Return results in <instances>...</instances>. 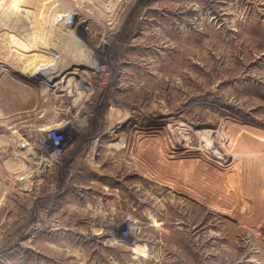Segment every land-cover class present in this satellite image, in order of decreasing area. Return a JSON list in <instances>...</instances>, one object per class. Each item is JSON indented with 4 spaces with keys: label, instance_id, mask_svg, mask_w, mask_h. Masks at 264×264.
Returning a JSON list of instances; mask_svg holds the SVG:
<instances>
[{
    "label": "rangeland",
    "instance_id": "1",
    "mask_svg": "<svg viewBox=\"0 0 264 264\" xmlns=\"http://www.w3.org/2000/svg\"><path fill=\"white\" fill-rule=\"evenodd\" d=\"M0 66V264H264V0H0Z\"/></svg>",
    "mask_w": 264,
    "mask_h": 264
},
{
    "label": "built area",
    "instance_id": "2",
    "mask_svg": "<svg viewBox=\"0 0 264 264\" xmlns=\"http://www.w3.org/2000/svg\"><path fill=\"white\" fill-rule=\"evenodd\" d=\"M45 137H47V139L50 141L49 145H45L47 146L48 149L51 150L49 152L50 157L52 158V160L59 162L60 158H62V156L65 153V146H64L65 136L57 128H53L47 131ZM177 137L179 141L183 142L184 140L183 135L180 136L177 134ZM44 140L45 139H43V142ZM130 222L131 220H129V218L125 221L126 226L124 227L125 231L123 232V235H122L123 238H129L130 235L132 236V232H131L132 228H131ZM133 234H135V230L133 231Z\"/></svg>",
    "mask_w": 264,
    "mask_h": 264
},
{
    "label": "bare ground",
    "instance_id": "3",
    "mask_svg": "<svg viewBox=\"0 0 264 264\" xmlns=\"http://www.w3.org/2000/svg\"><path fill=\"white\" fill-rule=\"evenodd\" d=\"M10 1V0H9ZM17 3H14V5H16ZM48 4V3H47ZM59 4V3H58ZM8 5V4H7ZM59 6V5H58ZM48 7V6H47ZM54 7V6H53ZM19 9V8H18ZM49 9V8H48ZM20 10V9H19ZM53 12V11H52ZM72 15V18H74V15H73V11L72 10H69V9H66L65 11H64V13L62 14H58V16L57 17H63V18H65V17H67L68 15ZM45 16V15H44ZM51 16V15H50ZM30 17V16H29ZM54 20V19H53ZM46 22H48V21H46ZM58 22V21H57ZM33 23V22H32ZM35 23V22H34ZM64 23H65V20H64ZM29 24V23H28ZM27 24V25H28ZM60 24H63V22L61 21L60 22ZM66 24V23H65ZM66 26L67 27H69L67 24H66ZM46 27V26H45ZM50 27H51V25H50ZM71 27V26H70ZM21 28V27H20ZM36 28V27H35ZM41 28V27H40ZM47 28V27H46ZM32 30V29H31ZM39 30V29H38ZM14 32V31H13ZM42 32V31H41ZM60 32V31H59ZM43 33V32H42ZM56 34V33H55ZM6 35V34H5ZM42 35V34H41ZM61 36V35H60ZM15 37V36H14ZM17 38V37H16ZM60 38V37H59ZM18 39V38H17ZM25 40V39H24ZM11 41V40H10ZM16 41V40H15ZM27 43V42H26ZM44 43V42H43ZM48 43V42H47ZM55 43V42H54ZM14 44V43H13ZM16 44V43H15ZM34 44V43H33ZM63 44V43H62ZM5 45V44H4ZM11 45V44H10ZM19 45V44H18ZM46 44H44V46H45ZM58 45V44H57ZM11 46H13V45H11ZM34 46V45H33ZM40 47V46H39ZM14 49V48H13ZM23 49V48H22ZM21 49V50H22ZM2 50V49H1ZM38 50V49H37ZM51 50H53V49H51ZM13 51V50H12ZM9 53V52H8ZM58 53V52H57ZM33 55V54H32ZM22 56V55H21ZM27 56V55H26ZM15 57V56H14ZM20 57V56H19ZM28 57H30V56H28ZM63 57V56H62ZM51 58V57H50ZM56 59V58H55ZM9 60V59H8ZM26 60V59H25ZM83 60V59H82ZM17 62V61H16ZM89 62H90V60H89ZM81 63V62H80ZM2 64V63H1ZM3 64L4 65H6V63H4L3 62ZM34 65V64H33ZM2 66V65H1ZM0 66V67H1ZM33 67V66H32ZM13 68V67H12ZM15 68V67H14ZM14 68H13V70H14ZM23 68V67H22ZM21 70V69H20ZM37 70H40V75L42 74V73H44V74H46V76L44 77V78H42V81H44V80H46V78H47V76L48 77H52V75L53 74H55V72L57 73L58 72V66H55V64H44V65H42V66H40V67H38L37 69H36V71L34 72V73H37ZM60 71V70H59ZM68 69H65L63 72H67V73H65L63 76H62V79L61 80H57V81H55L54 82V80H52V81H49V82H47V81H45V84L48 86V87H53V86H57V84L58 83H62V82H65V81H67L66 79L68 78L69 80H71V78L68 76L69 74H68ZM85 71V70H84ZM74 72V71H73ZM76 72V71H75ZM71 73V72H70ZM87 74V73H86ZM78 80V79H77ZM80 80V79H79ZM74 81V80H73ZM72 81V82H73ZM82 81H85V80H82ZM81 81V82H82ZM69 82V81H68ZM67 82V83H68ZM76 82H74V84H75ZM87 83V82H86ZM69 84V83H68ZM73 84V83H72ZM77 84V83H76ZM79 84V83H78ZM78 84L76 85V86H78ZM65 86V85H64ZM69 86H71V85H69ZM65 87H67V86H65ZM73 87V86H72ZM69 88V87H68ZM78 88V87H77ZM65 90V89H64ZM74 93V92H73ZM74 94H76V93H74ZM81 109V108H80ZM82 110V109H81ZM78 112V111H77ZM125 119V118H124ZM119 123V122H118ZM46 135V134H45ZM207 136H210V135H207ZM207 139V138H206ZM210 141V140H209ZM213 145V144H212ZM211 145V146H212ZM218 153V152H217ZM217 156V155H216ZM222 157V156H221Z\"/></svg>",
    "mask_w": 264,
    "mask_h": 264
},
{
    "label": "water",
    "instance_id": "4",
    "mask_svg": "<svg viewBox=\"0 0 264 264\" xmlns=\"http://www.w3.org/2000/svg\"><path fill=\"white\" fill-rule=\"evenodd\" d=\"M71 22H73V20H72V15L70 14V15H68V16L66 17V24H67V23L70 24Z\"/></svg>",
    "mask_w": 264,
    "mask_h": 264
}]
</instances>
